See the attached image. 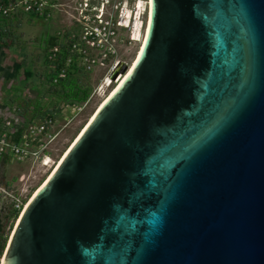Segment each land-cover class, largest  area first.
Instances as JSON below:
<instances>
[{"label": "water", "instance_id": "obj_1", "mask_svg": "<svg viewBox=\"0 0 264 264\" xmlns=\"http://www.w3.org/2000/svg\"><path fill=\"white\" fill-rule=\"evenodd\" d=\"M149 4L0 264H264V0Z\"/></svg>", "mask_w": 264, "mask_h": 264}, {"label": "rangeland", "instance_id": "obj_2", "mask_svg": "<svg viewBox=\"0 0 264 264\" xmlns=\"http://www.w3.org/2000/svg\"><path fill=\"white\" fill-rule=\"evenodd\" d=\"M124 1L0 0V127L6 130V121H10L25 131L47 114L52 120L49 135L44 136L48 141L37 158L5 155L0 160V189L3 186L21 205L44 182L99 107L103 96L97 94V88L103 77L117 63L120 77L119 70L132 63L139 47V39L133 38L131 30L137 19V11H132L136 0H127L125 12L132 15L125 24L121 11ZM93 5L100 6L102 18L112 23L113 34L100 46H91L82 38L80 14L85 12V19L90 18L93 13L89 7ZM118 10L121 26L114 24ZM145 16L141 14L142 21ZM57 44L58 51H53ZM59 71L64 77L53 82L51 75ZM119 77L110 79L103 95ZM43 156L48 167L40 165ZM17 216L10 211L0 217V263Z\"/></svg>", "mask_w": 264, "mask_h": 264}, {"label": "built area", "instance_id": "obj_3", "mask_svg": "<svg viewBox=\"0 0 264 264\" xmlns=\"http://www.w3.org/2000/svg\"><path fill=\"white\" fill-rule=\"evenodd\" d=\"M89 9L90 12L93 13L90 18L85 19V12L84 14L83 12L80 14V21L83 23L82 38L91 46H100L101 42L105 41L107 37H110V35L113 34V30L110 27L112 23H110L108 19L102 18L103 12L102 9H100V6L93 5L89 7ZM119 10L117 18L114 20L116 26H121L119 25ZM89 21H92V24H88L87 22ZM58 46L59 44L53 48V51H58ZM71 46L74 48L75 45L72 43ZM52 71L55 72L54 67L52 68ZM51 76L53 82H56L63 78L64 74L59 71ZM51 122V116L47 114L41 121L28 125L25 131H20V125L18 123H10V121H6L8 126L7 129L4 130V127H0V160L5 157V155H14L17 158H37L45 148L46 141H48L44 136L49 135L47 131L49 127L52 126ZM23 206L24 205H21L16 198H13L11 194L1 186L0 217H5L10 211H15L19 215Z\"/></svg>", "mask_w": 264, "mask_h": 264}, {"label": "bare ground", "instance_id": "obj_4", "mask_svg": "<svg viewBox=\"0 0 264 264\" xmlns=\"http://www.w3.org/2000/svg\"><path fill=\"white\" fill-rule=\"evenodd\" d=\"M125 2V4L123 5V7H122V9L123 10H121L122 11V14H124L123 15V19H124V22H123V24H125V22L127 21V20H129V17L132 15V12L130 11H127V12H125V10H126V8L128 7V1L127 0H125L124 1ZM150 4H149V0H136V2H135V5L134 6H136V9L134 8V10H132L133 11V13H135L136 11H137V19L135 20V21H133L132 22V24H131V30H132V34H133V38L134 39H139V47H138V49H137V52H136V55H135V57H134V59H133V61H132V63L129 65V67L125 70V72L123 73V74H121L120 75V77H119V79H118V81L116 82V83H114V85L112 86V88H111V90L107 93V94H104L103 95V91H104V88L105 87H108V86H110V84H111V80H110V78L108 77V74L107 75H105L104 77H103V79H102V81H101V84L98 86V88H97V94L98 95H102L103 96V98H102V101H101V103H100V105L103 103V101H105V99H107L112 93H113V91H115V89L119 86V84L122 82V80H123V78L130 72V70L132 69V67H133V64L135 63V59H136V57L138 56V54H139V52H140V49H141V47H142V45H143V42H144V39H145V35H146V31H147V14H149V10H150V6H149ZM121 11H120V15H119V22H120V20H121ZM145 13V20L144 21H142V18H141V14L143 15ZM139 17H140V19H139ZM144 17V16H143ZM141 27H142V30L140 31V29H141ZM106 89V88H105ZM99 105V106H100ZM92 117V116H91ZM90 120V119H89ZM58 164V162L55 164V166L53 167V169L51 170V172L55 169V167H56V165ZM40 165L41 166H43V167H48L50 164L47 162V158H46V156H43L42 157V159H41V161H40ZM50 172V173H51ZM49 173V174H50ZM48 174V175H49ZM48 175H47V177H48ZM47 177L45 178V180L47 179ZM44 180V181H45ZM44 183V182H43ZM42 183V184H43ZM41 184V185H42ZM40 185V186H41ZM39 186V187H40ZM38 187V188H39ZM26 204V203H25ZM25 204H24V206L23 207H25ZM23 209V208H22ZM22 209H21V211H22ZM21 211H20V213H21ZM19 213V214H20ZM19 216V215H18ZM18 216H17V218H18Z\"/></svg>", "mask_w": 264, "mask_h": 264}]
</instances>
